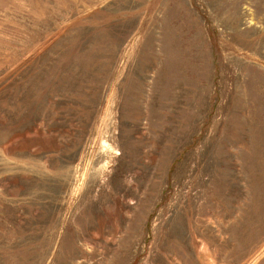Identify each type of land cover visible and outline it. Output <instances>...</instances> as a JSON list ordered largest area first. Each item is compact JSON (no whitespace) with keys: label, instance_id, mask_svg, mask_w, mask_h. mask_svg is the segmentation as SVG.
Masks as SVG:
<instances>
[{"label":"rangeland","instance_id":"rangeland-1","mask_svg":"<svg viewBox=\"0 0 264 264\" xmlns=\"http://www.w3.org/2000/svg\"><path fill=\"white\" fill-rule=\"evenodd\" d=\"M0 264H264V0H0Z\"/></svg>","mask_w":264,"mask_h":264}]
</instances>
